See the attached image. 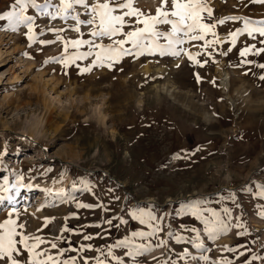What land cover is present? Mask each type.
<instances>
[{
	"label": "rangeland",
	"instance_id": "1",
	"mask_svg": "<svg viewBox=\"0 0 264 264\" xmlns=\"http://www.w3.org/2000/svg\"><path fill=\"white\" fill-rule=\"evenodd\" d=\"M14 2L0 0V15ZM160 2L135 0V6L154 14ZM206 2L213 10L206 22L240 19L216 24L219 43L177 46L199 52L200 64L184 51L136 56L134 50L112 67L93 64L94 54L65 66L49 57L64 51L58 34L66 40L80 35L71 17L53 20L29 8L34 41L25 35L27 25L13 30L8 19L0 20V223L23 224L17 231L40 236L39 250L61 264L71 258L74 264H264V196L257 195L264 186V52H257L264 36L242 32L234 45L229 36L245 19L249 28L264 26V3ZM75 12L89 18L80 5ZM91 27L80 26L84 39ZM245 47L251 51L241 56ZM195 201L209 219L216 218L207 210H215L228 230L210 239L188 210ZM136 209L156 219L141 224L132 218ZM133 231L153 234L132 237ZM125 237L131 244L112 248L119 257L113 259L109 247ZM18 258L27 260V253Z\"/></svg>",
	"mask_w": 264,
	"mask_h": 264
},
{
	"label": "snow or ice",
	"instance_id": "2",
	"mask_svg": "<svg viewBox=\"0 0 264 264\" xmlns=\"http://www.w3.org/2000/svg\"><path fill=\"white\" fill-rule=\"evenodd\" d=\"M258 2L264 3V0H258ZM80 5L88 13V19H81V15L75 12V6ZM12 10L0 15V20L8 19L11 23L10 26L13 30L17 29L20 25H27V35L30 41H34L36 33L34 31V21L36 19L33 15H28V9L33 8L38 14L48 16L51 19L60 17L67 20L71 17L75 21V25L72 26V30L80 35L76 39L66 40L59 34L56 36V40H62L64 42V51L59 56L49 57V60L56 61L64 64H75L77 60L86 59L88 56L95 55L93 64H100L103 66L105 61L108 62V67H112L114 62H118L122 57L133 54L135 50L136 56L144 54L159 55H172L179 56L181 51H184L189 60L194 63L200 64L201 62L196 59L200 53L188 52L185 49H178V45L184 44L186 41H203V47L207 48L209 45L219 43V39L216 37L214 31L216 24H223L225 19L238 20L240 17H226L216 21V23L206 22L207 17H211L213 10L207 4L206 0H161L160 4L156 7L155 13L145 12L141 8L135 6V0H96L94 3H90L89 0H60L58 5H53L50 0H44V3H38L37 0H15L12 4ZM50 8H55L56 11H49ZM74 13V14H73ZM206 14V15H205ZM250 21L244 20V28L237 29L234 32L229 33L233 45L236 42L237 37L246 32L249 36L253 32H259L261 36H264V26L258 28H249ZM264 24V22H261ZM81 25H89L91 31L89 33V39H84L81 33ZM126 26L131 30L125 31ZM160 26H168L167 30L162 29ZM56 33L64 31V29H48ZM211 34L213 39H207ZM108 38L110 43H94L92 38ZM120 37V38H117ZM161 38L164 39V43H161ZM42 44L55 43L53 40H42ZM87 45L88 51L81 52L79 49L81 46ZM130 45L131 47H125ZM69 47L73 49L69 53ZM254 47V46H253ZM98 49V51H95ZM250 48L245 47L241 50L240 55L244 56ZM257 52H264V48L258 49ZM226 54V53H225ZM46 63L48 61H45ZM204 63H207L205 61ZM203 66V64H201ZM264 68V65H260ZM82 72L91 70V66L80 69ZM199 79V76H197ZM264 79V77H261ZM19 184V180L17 181ZM20 187H31V185L20 184ZM75 187V183L73 184ZM7 191V189H5ZM91 191V189H87ZM47 191V190H46ZM63 190L57 193L58 196H62ZM259 196H264V186H261V191L257 193ZM3 198L0 197V200ZM11 199V197H9ZM200 201H195L189 207V211L193 216H197L204 222V231L208 233L210 239H215L220 232H226L228 225L219 219V214L213 210L208 209L212 217L215 220L205 217L203 211L198 207ZM77 207H94L91 204H78ZM225 212L230 214V210L225 209ZM264 215V212L260 213ZM132 218L139 220L141 224L148 223L150 220H155L156 217L151 213L143 209L133 210L131 213ZM145 216L148 219H145ZM47 219V218H46ZM121 223H127L125 220H121ZM111 224V221H109ZM151 226V225H150ZM240 225H237L239 227ZM23 224H18L16 220L8 219L3 223H0V261L5 264H61L57 257H54L46 250H39L40 245L45 241L40 236H29L23 232H18L17 229H23ZM154 231H159V228H154ZM197 233L199 237V230L192 229ZM153 233H146L143 231H133L132 237H145L150 236ZM243 235V233H238ZM85 239H91L90 236H85ZM181 239V237H177ZM163 243V242H161ZM197 248L203 247V243H195ZM131 240L129 237H125L123 240L117 241L108 249V255L113 256L112 248L129 246ZM55 243L51 244V248H56ZM90 247V246H89ZM139 249L147 250L145 245H139ZM235 251V249H229ZM65 250L61 249V254ZM187 251V250H186ZM25 252L27 253V260H22L18 257H22ZM131 255L132 253H128ZM243 255V253H241ZM207 259V257H203ZM74 259H66L62 264H74ZM113 259H119V257L113 256ZM253 260L260 259V257L253 256ZM97 264H104V261L97 259ZM223 264H231V261H225ZM245 264H251L250 261H246Z\"/></svg>",
	"mask_w": 264,
	"mask_h": 264
},
{
	"label": "bare ground",
	"instance_id": "3",
	"mask_svg": "<svg viewBox=\"0 0 264 264\" xmlns=\"http://www.w3.org/2000/svg\"><path fill=\"white\" fill-rule=\"evenodd\" d=\"M106 43V42H105ZM109 43V41H108ZM226 81V80H225ZM25 190H28L29 192L31 191V187H25Z\"/></svg>",
	"mask_w": 264,
	"mask_h": 264
}]
</instances>
